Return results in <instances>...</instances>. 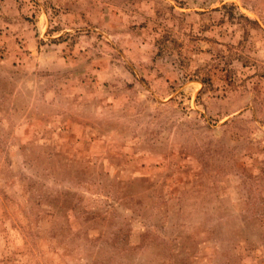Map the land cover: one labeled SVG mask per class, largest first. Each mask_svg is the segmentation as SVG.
Masks as SVG:
<instances>
[{
	"label": "rangeland",
	"instance_id": "374dc122",
	"mask_svg": "<svg viewBox=\"0 0 264 264\" xmlns=\"http://www.w3.org/2000/svg\"><path fill=\"white\" fill-rule=\"evenodd\" d=\"M0 264H264V0H0Z\"/></svg>",
	"mask_w": 264,
	"mask_h": 264
},
{
	"label": "trees",
	"instance_id": "16d2710c",
	"mask_svg": "<svg viewBox=\"0 0 264 264\" xmlns=\"http://www.w3.org/2000/svg\"><path fill=\"white\" fill-rule=\"evenodd\" d=\"M248 19V18H247Z\"/></svg>",
	"mask_w": 264,
	"mask_h": 264
}]
</instances>
